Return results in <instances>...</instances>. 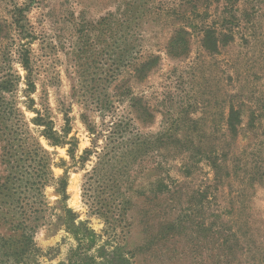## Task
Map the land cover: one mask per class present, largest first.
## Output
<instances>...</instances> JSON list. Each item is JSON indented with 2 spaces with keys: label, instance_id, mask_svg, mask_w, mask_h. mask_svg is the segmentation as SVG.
<instances>
[{
  "label": "rangeland",
  "instance_id": "1",
  "mask_svg": "<svg viewBox=\"0 0 264 264\" xmlns=\"http://www.w3.org/2000/svg\"><path fill=\"white\" fill-rule=\"evenodd\" d=\"M36 143L0 264H264V0H0V178Z\"/></svg>",
  "mask_w": 264,
  "mask_h": 264
},
{
  "label": "trees",
  "instance_id": "2",
  "mask_svg": "<svg viewBox=\"0 0 264 264\" xmlns=\"http://www.w3.org/2000/svg\"><path fill=\"white\" fill-rule=\"evenodd\" d=\"M183 38L181 37H173L171 39V43L173 46H177L181 42H183ZM234 116V112L231 114ZM45 135H50V129L48 125L45 123ZM235 129V123L231 122V131ZM52 137V136H51ZM53 138V137H52ZM25 147H22L24 149ZM10 152H15L14 147L11 145L7 147V154ZM46 152L43 150L42 146L39 143H36L32 148L26 146V154L30 157L25 159L30 160L31 170L27 174H23L19 171L18 177L16 181H14V176L11 174L4 175V177L0 178V195L9 196V191L11 188H14L18 185L22 186L26 190H34L37 191V194H41V189L45 186V184L50 179V169L48 166V161L46 156L44 155ZM19 159L18 161H20ZM10 161H7V167ZM18 188V187H17ZM36 194V195H37ZM31 232L29 230L23 228L22 230L12 231L8 234L4 233L0 235V249L6 248V250H10L13 252L14 256H21L24 253L25 246L31 240ZM22 243V244H21ZM21 244V246H19ZM5 250V251H6ZM18 258V257H17Z\"/></svg>",
  "mask_w": 264,
  "mask_h": 264
}]
</instances>
